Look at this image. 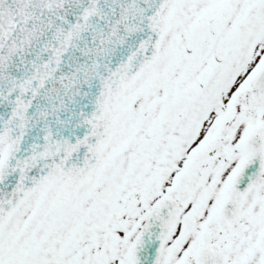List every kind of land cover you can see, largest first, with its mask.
Here are the masks:
<instances>
[{
  "label": "snow or ice",
  "instance_id": "snow-or-ice-1",
  "mask_svg": "<svg viewBox=\"0 0 264 264\" xmlns=\"http://www.w3.org/2000/svg\"><path fill=\"white\" fill-rule=\"evenodd\" d=\"M0 264H264V0H0Z\"/></svg>",
  "mask_w": 264,
  "mask_h": 264
}]
</instances>
